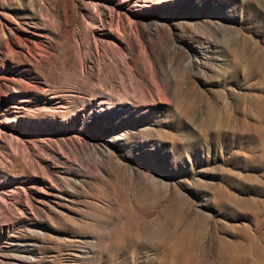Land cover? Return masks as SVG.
<instances>
[{
  "label": "rangeland",
  "instance_id": "rangeland-1",
  "mask_svg": "<svg viewBox=\"0 0 264 264\" xmlns=\"http://www.w3.org/2000/svg\"><path fill=\"white\" fill-rule=\"evenodd\" d=\"M257 127L264 0H0V264H264Z\"/></svg>",
  "mask_w": 264,
  "mask_h": 264
},
{
  "label": "bare ground",
  "instance_id": "bare-ground-1",
  "mask_svg": "<svg viewBox=\"0 0 264 264\" xmlns=\"http://www.w3.org/2000/svg\"><path fill=\"white\" fill-rule=\"evenodd\" d=\"M259 129H260V128H259ZM259 129H258V127H257V130H259ZM263 129H264V128H263ZM263 129H260V130H259V133H261L262 136H264V130H263Z\"/></svg>",
  "mask_w": 264,
  "mask_h": 264
}]
</instances>
